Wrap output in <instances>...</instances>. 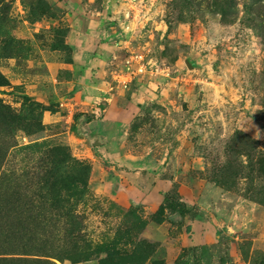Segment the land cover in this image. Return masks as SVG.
Wrapping results in <instances>:
<instances>
[{
	"label": "rangeland",
	"instance_id": "rangeland-1",
	"mask_svg": "<svg viewBox=\"0 0 264 264\" xmlns=\"http://www.w3.org/2000/svg\"><path fill=\"white\" fill-rule=\"evenodd\" d=\"M0 264H264V0H0Z\"/></svg>",
	"mask_w": 264,
	"mask_h": 264
},
{
	"label": "crops",
	"instance_id": "crops-1",
	"mask_svg": "<svg viewBox=\"0 0 264 264\" xmlns=\"http://www.w3.org/2000/svg\"><path fill=\"white\" fill-rule=\"evenodd\" d=\"M101 148H103V147H101ZM143 158H137V160H142ZM151 158L150 157H147V158H145V160L143 159L142 161H138L139 163L138 164H140V165H144L147 161L150 163H152V161L150 160ZM143 162V163H142ZM147 162V163H148Z\"/></svg>",
	"mask_w": 264,
	"mask_h": 264
},
{
	"label": "built area",
	"instance_id": "built-area-1",
	"mask_svg": "<svg viewBox=\"0 0 264 264\" xmlns=\"http://www.w3.org/2000/svg\"><path fill=\"white\" fill-rule=\"evenodd\" d=\"M138 57L141 58L140 56H137V58H138ZM139 71H142V66L139 67ZM127 78H128V77H125L124 79H127ZM123 86H124V87L127 86V80H125V81L123 82Z\"/></svg>",
	"mask_w": 264,
	"mask_h": 264
}]
</instances>
